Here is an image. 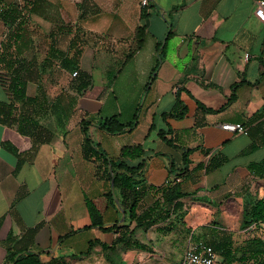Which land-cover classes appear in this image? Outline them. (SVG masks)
<instances>
[{"label":"crops","instance_id":"0c3cea01","mask_svg":"<svg viewBox=\"0 0 264 264\" xmlns=\"http://www.w3.org/2000/svg\"><path fill=\"white\" fill-rule=\"evenodd\" d=\"M257 1L0 0V49L11 28L1 10L16 6L12 15L24 20L21 59L39 65L32 77L51 99L0 115V264L27 252L45 264L54 258L124 264L128 251L135 253L133 264H146L175 250L178 263L204 242V226L231 231L232 209L264 197V179L249 169L264 160V21ZM77 48L92 79L82 94L77 73L62 67ZM10 80L0 73L1 103L11 101ZM26 93L40 96L38 83ZM111 117L126 129H101ZM225 123H242L248 133H231ZM87 137L114 161L127 145L142 146V157L131 159L144 161L141 211L162 201L170 182L186 193L181 208L125 234L127 244L114 242L122 237L112 229L122 217L117 203L102 209L109 230L92 226L87 200L112 191V179L86 153Z\"/></svg>","mask_w":264,"mask_h":264},{"label":"trees","instance_id":"16d2710c","mask_svg":"<svg viewBox=\"0 0 264 264\" xmlns=\"http://www.w3.org/2000/svg\"><path fill=\"white\" fill-rule=\"evenodd\" d=\"M17 8L18 7L13 6L1 10L3 20L11 27L0 49V73H5L11 77L10 83H8V90L12 94L11 101L9 104L0 102V115L4 113L5 116L6 111H2L4 108H13L19 103L27 106L34 104H42L45 106L51 101L45 90L44 83L42 81H35L32 77L33 74L38 73L39 65L35 63L34 60L28 61L27 59H21V51L17 47V42L21 37V25L24 23V20L16 22L19 15H12V11L17 12ZM21 19H24V17H21ZM142 39L143 30L139 28L138 48L141 47ZM81 55L82 49H75L73 56L64 61L62 66L63 68H71L79 76L75 80V84H77L75 89L78 94H82L92 85L91 76L88 72L81 69ZM42 67L43 71H45L47 64H44ZM30 83H38L41 90L40 96L30 97L27 95L26 92ZM184 114L183 112V114L174 115L176 117H183ZM100 127L109 133L121 132L126 129V125L121 123L117 117L105 119L100 123ZM37 137H41V134H37ZM163 138L166 139L164 135ZM166 141L169 142L167 139ZM86 144L88 145L86 153L96 155L98 159L101 160V165L105 173L108 174L110 180L112 179V172L115 174L116 195L125 207V222L121 226H118V223H116L112 227L116 233L122 235V237H118L116 241H114L115 243L125 241L124 235L137 228H146L165 219H169L177 209L179 210L181 208L182 204H180V199L185 197L186 193L182 190L180 182H170L161 190L163 197L162 201L156 200L157 202L153 207L144 208L141 211V207L138 203L142 195L140 188L145 186V178L143 175L144 161H141L139 164H133L131 159L142 157V146L127 145L122 149L121 157L114 161L108 157L104 150L100 148L96 150L94 148L95 144H93L91 138L87 137ZM184 160L187 162L186 156H184ZM249 169L255 176L264 179V160L251 163ZM102 202L104 205H100ZM87 205L92 217V226L99 225L106 231L109 230L110 228L103 226L104 223L101 215L103 212L102 209H105L106 206H116L112 191L104 194L98 201L88 199ZM98 206H100L101 209H99ZM261 224H264V197L247 205L243 210L241 219V228L244 230L249 229L253 225L259 226ZM203 229V241L214 247L221 258L220 264H264V238L260 236H249L239 242L234 237V232L222 229L216 225L204 226ZM51 262L52 264H65L58 258H54ZM13 264L45 263L42 262L39 254L27 252L17 258Z\"/></svg>","mask_w":264,"mask_h":264},{"label":"built area","instance_id":"2783aa9c","mask_svg":"<svg viewBox=\"0 0 264 264\" xmlns=\"http://www.w3.org/2000/svg\"><path fill=\"white\" fill-rule=\"evenodd\" d=\"M147 2L148 0H143V4L146 5ZM256 14L264 21V0L257 1ZM222 128L231 133H248V129L242 123H225ZM177 181H180V179L178 178ZM219 257L212 245L206 242H198L184 252L180 264H220L221 259Z\"/></svg>","mask_w":264,"mask_h":264},{"label":"rangeland","instance_id":"374dc122","mask_svg":"<svg viewBox=\"0 0 264 264\" xmlns=\"http://www.w3.org/2000/svg\"><path fill=\"white\" fill-rule=\"evenodd\" d=\"M233 213H235V223L231 229V231L234 232V237L236 238V240H238L239 242L243 241V239L254 235V236H260L262 238H264V226H252L249 229H245L243 230L241 228V219H242V213L243 211H240L237 207L236 209H232ZM225 226V225H223ZM226 227V226H225ZM130 239H126L125 243H129ZM122 253V252H121ZM122 255V254H121ZM180 252L178 251H174L172 256H168V257H163V259H160V261H157L158 259H152L146 263V264H179L181 259H183L182 257L180 258L179 262L177 263V259L180 257ZM135 257V253L134 251H128L127 255H123L122 261L124 264H133L134 258ZM121 260V259H118ZM167 262V263H166ZM114 263L116 264L117 262ZM135 264H139V263H135Z\"/></svg>","mask_w":264,"mask_h":264},{"label":"water","instance_id":"95a60500","mask_svg":"<svg viewBox=\"0 0 264 264\" xmlns=\"http://www.w3.org/2000/svg\"><path fill=\"white\" fill-rule=\"evenodd\" d=\"M165 43V42H164ZM114 175L115 174H113V178H112V193H113V195H114V199H115V201H116V203L119 205V206H121V208H122V217H121V220L118 222V226H121L124 222H125V220H126V212H125V208L121 205V202H120V200H119V198H118V196L116 195V192H115V181H114ZM55 250H53V252H54Z\"/></svg>","mask_w":264,"mask_h":264}]
</instances>
